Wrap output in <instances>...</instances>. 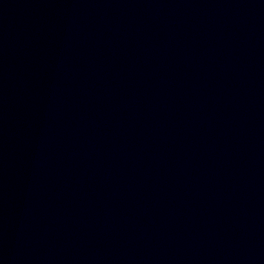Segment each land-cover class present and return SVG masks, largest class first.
<instances>
[{"label": "water", "instance_id": "1", "mask_svg": "<svg viewBox=\"0 0 264 264\" xmlns=\"http://www.w3.org/2000/svg\"><path fill=\"white\" fill-rule=\"evenodd\" d=\"M30 0H0V80Z\"/></svg>", "mask_w": 264, "mask_h": 264}]
</instances>
